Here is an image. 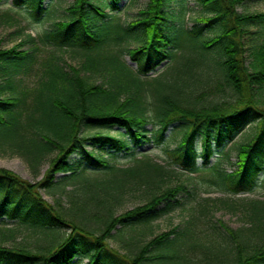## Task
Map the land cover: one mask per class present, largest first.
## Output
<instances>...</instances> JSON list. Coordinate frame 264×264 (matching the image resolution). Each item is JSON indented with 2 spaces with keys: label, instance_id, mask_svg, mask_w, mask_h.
Wrapping results in <instances>:
<instances>
[{
  "label": "trees",
  "instance_id": "obj_1",
  "mask_svg": "<svg viewBox=\"0 0 264 264\" xmlns=\"http://www.w3.org/2000/svg\"><path fill=\"white\" fill-rule=\"evenodd\" d=\"M118 1L73 0L47 29L19 27L15 44L0 45V148L31 167L49 159L36 183L0 167V218L16 223L0 228V264H264V199L235 197L264 187V13L237 12L244 0L175 8L176 0H147L121 21L136 0ZM12 4L34 20L47 10L46 0ZM254 122L258 132L232 162L228 144ZM169 140L165 162L139 150ZM75 177L83 195L66 208L39 192ZM138 190L143 203L116 214ZM217 204L245 225L215 220ZM184 209L182 224L142 237L152 221ZM18 229L52 238L39 248L4 245Z\"/></svg>",
  "mask_w": 264,
  "mask_h": 264
},
{
  "label": "rangeland",
  "instance_id": "obj_2",
  "mask_svg": "<svg viewBox=\"0 0 264 264\" xmlns=\"http://www.w3.org/2000/svg\"><path fill=\"white\" fill-rule=\"evenodd\" d=\"M147 0H136L134 5L131 6V12H124L118 14V17L121 21L128 20L134 12L143 6ZM182 0H176L172 2L174 8L181 3ZM73 0H46L47 10L39 20H34L26 8L16 7L12 4V0H2L0 2V45L4 48L10 47L15 44L19 37L16 35V31L19 27H24L26 33L32 35L40 33L41 31L47 29L52 22L62 18L64 14V9L69 6ZM129 0H119L118 4L124 5L128 4ZM185 7H195V2L193 0H183ZM235 10L239 13L247 14H259L264 13V0H244L242 3L235 6ZM4 14H9L12 18L18 19V23L13 21V19H7L4 17ZM191 13L187 12L184 16V22L186 26H191L193 20L189 18ZM256 30V29H254ZM259 35L264 37V26L257 28ZM27 47V45L23 46ZM247 54V53H246ZM66 61L68 63L73 62V57L66 54ZM128 61V59H127ZM134 67V64H131ZM163 65V64H162ZM160 70V69H159ZM29 84L32 83L31 79L27 81ZM258 122L251 123L248 125L232 143H229L226 151H229L231 156L230 160L235 161V152L236 147L239 144H248L252 141L256 133L258 132ZM150 128V127H149ZM117 130L112 131L116 133ZM174 146V141L169 140L167 144L154 146L153 144H147L143 147H140L139 150L148 152V156L158 162H165L169 160L168 150ZM104 157L112 162H116L119 165L126 166L132 164V157L125 155L124 153L117 154L116 156H111L107 152H104ZM49 159L46 158L38 167H31L27 162L26 158L20 155L19 153L13 152L12 148L9 146H1L0 148V167L13 171L23 180H26L31 183H36L43 178L45 170L48 167ZM214 162V159L210 160V164ZM201 165V160L196 161V166ZM224 168L229 171L232 169L231 165H224ZM90 175H96L98 173L88 172ZM62 174L56 176L57 181H60ZM71 180V179H69ZM68 179L65 180V184H60L55 186L52 189L39 188V192L42 197L53 206L57 207H68L71 201H77L83 195V185L84 181L82 177H75L71 181ZM225 196V194L213 193L210 196L220 197ZM235 197H245V198H258L264 199V187L260 185L255 188L253 191L236 195ZM143 203V198L141 192L132 191L125 196L122 204L117 208L116 214H121L126 210L132 209L135 206H138ZM214 219H219L228 225L230 228H238L244 226L246 219L238 211H231L226 206L217 204L213 207ZM189 216V209L184 210H175L168 215H165L161 218H158L151 222L150 228L144 230L142 237H150L152 234H159L162 232H167L172 229L174 226L182 224L183 220ZM16 223L11 220H6L0 218V228L1 229H16ZM145 229V228H144ZM68 233L66 229H61L55 232V236L63 237ZM51 236H43L39 232H33L29 230H20L14 232V237L8 239L4 245L6 246H15V247H37L44 246L49 243ZM110 246L119 248L118 241L116 237H112L108 240ZM86 261L84 260L83 263Z\"/></svg>",
  "mask_w": 264,
  "mask_h": 264
}]
</instances>
